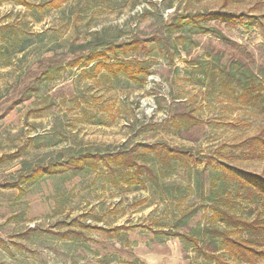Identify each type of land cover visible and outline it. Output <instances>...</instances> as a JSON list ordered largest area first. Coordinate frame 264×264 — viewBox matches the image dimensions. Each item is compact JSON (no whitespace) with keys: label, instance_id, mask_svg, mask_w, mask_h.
<instances>
[{"label":"rangeland","instance_id":"1","mask_svg":"<svg viewBox=\"0 0 264 264\" xmlns=\"http://www.w3.org/2000/svg\"><path fill=\"white\" fill-rule=\"evenodd\" d=\"M33 1L35 9L0 0V264H211L186 237L215 224L184 168L167 179L183 186L180 199L106 165L26 178L37 164L128 139L234 152L226 160L264 174V159L233 148L260 129L261 106H242L211 81L213 61L234 54L236 44L254 53L252 68L264 80V40L224 25L228 40L171 25L188 12L264 13V0H61L58 7ZM96 34L115 45L142 41L137 50L109 52L127 71L70 65L88 53L77 46ZM11 36L25 43L11 47ZM58 59L56 76L19 101L39 65Z\"/></svg>","mask_w":264,"mask_h":264},{"label":"trees","instance_id":"2","mask_svg":"<svg viewBox=\"0 0 264 264\" xmlns=\"http://www.w3.org/2000/svg\"><path fill=\"white\" fill-rule=\"evenodd\" d=\"M17 1L35 9L33 0ZM60 2L61 0H47L39 6L58 7L61 5ZM172 6L168 4L167 7ZM171 25L181 30L191 25L197 32L213 33L220 39L228 40L229 38L220 28V25H224L231 31L239 30L247 33L257 31L264 40V13L252 14L228 10L188 12L176 14ZM6 28L12 29L10 26ZM8 39L11 47H19L25 43V38L19 42L18 36H11V39ZM141 42L136 39L115 45L96 34L93 40L77 46L79 51H88V53H81L70 62V65L93 63L94 68L103 65L113 72L127 71L129 67L123 62L110 61L109 52L122 48L126 51H134L140 47ZM235 46L237 51L234 54L228 58L220 55L213 61L211 81L222 91L240 101L242 106H261L264 115V80L257 77L258 74L252 68L256 61L255 55L245 46L237 44ZM62 62V59H58L50 60L48 64L41 63L38 67L40 74L35 73L32 83L24 88L19 101L28 99L32 93L39 92L46 79L56 76ZM141 69L139 67L131 71L135 73ZM2 117L0 115V119ZM37 139L38 137L35 136L33 141ZM223 145L221 148H224ZM233 148L239 149L247 158L264 159V122L255 134L239 143H234ZM233 155L234 152L224 156L221 152L194 153L190 147L169 145L163 141L148 143L128 139L114 149L83 148L69 153L62 159L58 157L46 165L37 164L35 168L30 169L26 179L43 177L45 173L63 172L80 175L106 165L110 172H118L121 176L126 174V171H131L136 181L143 184L149 182L154 193L160 192L174 199H180L184 191L183 186L167 179L175 175L178 169L184 168L186 174L191 177L197 193L209 204L212 211L211 220L215 224L197 229L195 237L185 235L187 239L197 245L199 252L211 264H236L220 251H224L238 263L253 264L258 260H264V174L236 165L229 158L226 160V156ZM205 177L209 180L208 186ZM16 185L17 183L11 184V186ZM123 227V225L119 226V228ZM58 233L63 237L66 235L64 232Z\"/></svg>","mask_w":264,"mask_h":264}]
</instances>
